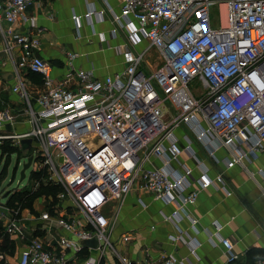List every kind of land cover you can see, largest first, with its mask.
<instances>
[{"label": "built area", "instance_id": "built-area-1", "mask_svg": "<svg viewBox=\"0 0 264 264\" xmlns=\"http://www.w3.org/2000/svg\"><path fill=\"white\" fill-rule=\"evenodd\" d=\"M40 1L0 0V21L8 23L7 29L0 26V36L17 78L11 92L23 102L29 127L3 133L17 115L0 111V146L9 143L22 151L21 141L30 140L24 152L34 170L30 185L19 193H27L26 199L42 190L48 193L30 207L12 202L13 193L8 200L10 193H0V227L22 243L15 264H75L84 250L81 242L92 240L98 256L84 264H100L106 250L119 264H131L109 241V203L142 191L174 204L167 220L177 222L200 190L216 184L231 196L222 174L212 180L203 172L192 181V170L180 157L195 154L186 135L180 145L177 129L187 126L214 163H220L215 153L223 149L227 168L240 166L247 173L245 159H255L263 150L264 0H119L120 13L113 21L126 28L134 45L144 42L145 51L155 50L160 65L147 78L138 71L144 52L124 51V71L104 80L76 70L73 53L67 54L65 77L53 78L50 63L35 54L42 30L36 17L26 14ZM19 22L25 31L15 29ZM25 71L40 76L41 88L27 90L21 79ZM193 83L201 90L194 93ZM258 175L264 196V170ZM193 183L197 188L191 190ZM181 239V234L171 237L172 242ZM216 240L227 264H235L239 256L232 242ZM0 262L9 264L3 255ZM154 264L184 263L166 255ZM253 264H264V259Z\"/></svg>", "mask_w": 264, "mask_h": 264}, {"label": "crops", "instance_id": "crops-1", "mask_svg": "<svg viewBox=\"0 0 264 264\" xmlns=\"http://www.w3.org/2000/svg\"><path fill=\"white\" fill-rule=\"evenodd\" d=\"M88 12L92 14L87 17ZM119 13V0H41L26 10V14L36 17L37 26L42 30L40 47L35 54L50 63L55 79H63L68 73V53L77 55L73 62L76 70L91 72L96 80L114 77L124 71V51L133 55L144 52L139 68L145 61L146 70L153 72L160 62L153 65L145 57L155 50L145 51L144 42L134 45L128 39L126 28L113 21V15ZM73 16L77 17V21L73 20ZM0 26L7 29L8 23L1 19ZM15 29L25 31L26 27L19 22ZM13 51L14 60L18 62L15 45ZM13 72L10 56L0 36V111L17 115L14 126L6 125L5 134L21 133L26 128L23 117L25 106L11 92L17 84ZM8 74L13 78L9 79ZM21 79L30 92L41 88V80L31 81L28 71L21 73ZM184 128L188 134L181 127L175 135L181 146L185 145V135L190 139L195 156L183 154L180 161L192 170V181H196L203 172L212 180L222 174L231 196L227 197L218 185H211L200 190L196 202L186 207L177 222H172L167 218L175 210L174 204L165 205L148 193L134 191L122 202L113 201L105 208V215L111 224L110 243L131 264H154L166 255H173L184 264H227L217 236L229 239L234 245V252L239 256L235 264H253L257 259H264V196L257 185L262 183L258 172L264 170V143L263 150L255 159H245L247 173L240 166L227 168L224 160L228 157L223 149L215 153L220 163L211 161L203 145L195 140L187 126ZM151 162L155 166L160 165L156 160ZM196 188L197 184L193 183L190 189ZM37 234L41 236L40 232ZM180 234L181 240L171 241V237ZM123 238L128 241L124 242ZM191 242L198 243V247L193 248ZM21 248L22 243L5 234L0 227V255L9 264L16 263ZM95 248L84 246L75 264H84L89 257L96 258L98 252ZM100 264L119 263L106 250Z\"/></svg>", "mask_w": 264, "mask_h": 264}, {"label": "rangeland", "instance_id": "rangeland-1", "mask_svg": "<svg viewBox=\"0 0 264 264\" xmlns=\"http://www.w3.org/2000/svg\"><path fill=\"white\" fill-rule=\"evenodd\" d=\"M211 18L212 20L216 21L215 8L211 10ZM145 59L146 61L150 62L153 65H156L158 62H160V58L155 51L149 52L148 55L145 57ZM144 62L145 61H143L142 66L139 68V71L143 73L147 78H149L150 75L152 74V71L150 69H148V71L146 70L147 68ZM191 88L194 93L201 90V87L199 85H196L195 83L191 85ZM181 127L185 131V133L188 134L184 126ZM28 129L29 127L28 125H26L25 130ZM27 153L28 152L16 151L14 153H8L7 155H2V152L0 151V193L2 194L10 193L8 195L7 200L10 199L12 193L13 195L18 194L19 191L27 188L31 183L30 177L34 170L33 166H31L28 170H26L25 178L20 182V173L23 169L24 164L27 162V158H26Z\"/></svg>", "mask_w": 264, "mask_h": 264}, {"label": "trees", "instance_id": "trees-1", "mask_svg": "<svg viewBox=\"0 0 264 264\" xmlns=\"http://www.w3.org/2000/svg\"><path fill=\"white\" fill-rule=\"evenodd\" d=\"M28 77L31 81H39L41 80L40 76L31 72H28ZM0 151L2 152V155H7L8 153H14L16 152V150L14 148H12L9 143L3 144L2 146H0ZM33 178H36L37 175H33ZM48 192H45V190L40 191L37 194H33L30 197H28V199H26V195L27 193H18V194H14L12 195V202L14 201H20L22 202V204H24V207H30L33 200L38 197L40 194L44 195Z\"/></svg>", "mask_w": 264, "mask_h": 264}, {"label": "water", "instance_id": "water-1", "mask_svg": "<svg viewBox=\"0 0 264 264\" xmlns=\"http://www.w3.org/2000/svg\"><path fill=\"white\" fill-rule=\"evenodd\" d=\"M8 75H9L8 76L9 79L13 78V75H11V74H8ZM30 143H31L30 140H22L21 141V147H22V151L23 152L29 148ZM30 164H31V157L27 159V162L23 166V169H22V171L20 173V182L22 180H24V178H25V172H26V170L29 169ZM6 196H7V194H5V197ZM81 244L84 245V246H87V247H91V248H95V246L97 245V243H96L95 240H92V241H82Z\"/></svg>", "mask_w": 264, "mask_h": 264}]
</instances>
